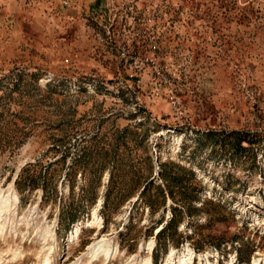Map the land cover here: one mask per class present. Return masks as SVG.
<instances>
[{
  "label": "rangeland",
  "instance_id": "1",
  "mask_svg": "<svg viewBox=\"0 0 264 264\" xmlns=\"http://www.w3.org/2000/svg\"><path fill=\"white\" fill-rule=\"evenodd\" d=\"M69 1L0 0V111L28 132L0 136V264H264V0ZM65 137L72 181V148L44 155ZM34 163L46 201L15 185ZM161 169L188 190L149 211Z\"/></svg>",
  "mask_w": 264,
  "mask_h": 264
},
{
  "label": "trees",
  "instance_id": "2",
  "mask_svg": "<svg viewBox=\"0 0 264 264\" xmlns=\"http://www.w3.org/2000/svg\"><path fill=\"white\" fill-rule=\"evenodd\" d=\"M1 101V98H0ZM20 117L17 113L12 112L10 109H7L6 111H0V136L6 135V133L11 129L12 133L15 131H19L21 134L19 137H15V143L16 147L20 145L22 141H24V138L26 137L27 133L25 131V126L19 128L17 125V121ZM25 125V124H24ZM16 135V134H15ZM13 135V136H15ZM71 138H57L52 139L51 147L48 148L46 151V154L53 153V155L61 154L60 158H57L54 162L59 163L66 159L67 156L74 154L76 152V157H74L71 168H68V171L65 174V178H68V180H74L76 177V169L75 164H79L80 161L84 158L83 153L80 155L77 152V148L81 146V143L83 141H75L74 143H71ZM74 150V153L71 151ZM82 150V148L80 149ZM79 150V151H80ZM52 164L49 163L45 168H41L39 172H32L29 174V170L31 168H34L37 166V163L34 164H28L25 167H23L20 171V174L18 175L17 179L15 180L16 188L19 192H22L25 188H29L31 190L41 189L42 190V200L46 201L50 198V186L52 185V174L49 175V172H47ZM164 167V166H162ZM159 178L163 181V185H155L153 180L147 179L144 183L141 184L139 187V199L141 200V203H144L149 211H154L157 209H165L166 200L169 198L171 201L174 200L175 196V190L183 191V194L187 192L188 186L183 185L182 181L180 180V177L175 172H168L167 170L161 169V171L158 174ZM72 177V178H71ZM68 187L71 189L72 185H68ZM154 189V194H151V189ZM186 205V202L183 203ZM187 207V206H186ZM170 208V217L166 220H164V217L161 218L159 224L160 228L158 229L155 238L157 240V245L165 247L168 238L166 237L167 231L172 227V225L175 223V213L174 208L172 206ZM69 210V209H68ZM189 210V209H188ZM68 213V217H65V214ZM70 213L65 211V209H60L59 212V227L68 226L72 223H74L77 219L76 215H69ZM67 220V223H66ZM66 223V224H65ZM173 242V240L171 241Z\"/></svg>",
  "mask_w": 264,
  "mask_h": 264
},
{
  "label": "built area",
  "instance_id": "3",
  "mask_svg": "<svg viewBox=\"0 0 264 264\" xmlns=\"http://www.w3.org/2000/svg\"><path fill=\"white\" fill-rule=\"evenodd\" d=\"M57 1H60L61 4L63 6H66V7H70L71 6V2L69 0H57ZM105 2V7H100L99 8V11L102 10V8H105L106 10L112 12L113 10H116L117 9V6H120V5H126L128 7H130L128 5V0H102ZM120 3V4H119ZM128 14H129V11H128ZM131 21L133 23H135V19L134 18H131ZM134 27V24L131 23V29H133ZM140 59H149L148 57H140Z\"/></svg>",
  "mask_w": 264,
  "mask_h": 264
},
{
  "label": "crops",
  "instance_id": "4",
  "mask_svg": "<svg viewBox=\"0 0 264 264\" xmlns=\"http://www.w3.org/2000/svg\"><path fill=\"white\" fill-rule=\"evenodd\" d=\"M77 3H78V5L77 6H80V7H83V8H85L86 6H88L87 4H89V3H87V2H90L91 0H75ZM93 1V0H92ZM138 5V4H137Z\"/></svg>",
  "mask_w": 264,
  "mask_h": 264
},
{
  "label": "bare ground",
  "instance_id": "5",
  "mask_svg": "<svg viewBox=\"0 0 264 264\" xmlns=\"http://www.w3.org/2000/svg\"><path fill=\"white\" fill-rule=\"evenodd\" d=\"M99 244H101V242H99L97 245H99ZM93 248L95 249L96 246H94ZM94 249H93V250H94ZM95 253H96V252H94L93 254L95 255ZM104 256H107V253H104ZM181 264H183V263H181Z\"/></svg>",
  "mask_w": 264,
  "mask_h": 264
}]
</instances>
